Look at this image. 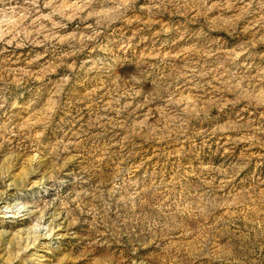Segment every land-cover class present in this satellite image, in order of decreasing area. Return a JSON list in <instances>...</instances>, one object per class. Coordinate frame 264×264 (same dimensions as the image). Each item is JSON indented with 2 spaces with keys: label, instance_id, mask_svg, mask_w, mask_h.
Wrapping results in <instances>:
<instances>
[{
  "label": "rangeland",
  "instance_id": "1",
  "mask_svg": "<svg viewBox=\"0 0 264 264\" xmlns=\"http://www.w3.org/2000/svg\"><path fill=\"white\" fill-rule=\"evenodd\" d=\"M0 264H264V0H0Z\"/></svg>",
  "mask_w": 264,
  "mask_h": 264
},
{
  "label": "bare ground",
  "instance_id": "2",
  "mask_svg": "<svg viewBox=\"0 0 264 264\" xmlns=\"http://www.w3.org/2000/svg\"><path fill=\"white\" fill-rule=\"evenodd\" d=\"M10 215V214H9ZM10 218V217H9Z\"/></svg>",
  "mask_w": 264,
  "mask_h": 264
}]
</instances>
